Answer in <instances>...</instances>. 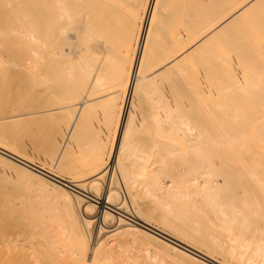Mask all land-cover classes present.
<instances>
[{
    "label": "bare ground",
    "instance_id": "1",
    "mask_svg": "<svg viewBox=\"0 0 264 264\" xmlns=\"http://www.w3.org/2000/svg\"><path fill=\"white\" fill-rule=\"evenodd\" d=\"M161 1L0 0V95L14 90L16 77L24 84L27 106L26 112L0 115V138L4 136L3 128L7 125L19 127L18 125L28 121L32 123L50 111H72L71 119L66 124L60 140L53 144L52 149H56L55 154L53 150L54 159L45 149V143L41 142L43 145L38 143L35 148L34 145L30 148V144L24 143L28 137L22 139L20 135L12 136L10 146L0 144V154H10L13 161L25 168H28V164L34 166L31 168L34 173L25 170L21 172L36 181L38 188L51 192L52 196L48 193L51 201L62 209L77 254L73 259L74 264H110L115 252L113 253V248H107L105 241L126 232L136 234L147 242L157 243L158 247L162 245L161 248L171 249L172 252L199 264L205 263L188 253L189 251L178 243L200 253L186 242L198 244L194 237L201 235L203 231L207 232L206 239H202L203 242L199 244L210 252L213 247L222 250L220 241L211 234L224 232L228 235L227 240L234 244H230L224 251L227 255L224 252L222 255L231 258L230 254L234 256L233 251L237 247V253H234L236 258L238 254L243 255L245 250H249L250 255L258 258L264 257V226L252 221L250 213L252 208L260 209L264 204L257 200L250 202L240 196L231 181L234 175L231 169L236 171L242 168L244 175L264 199V77L258 75L252 77V82H246L247 79L240 76L249 68L247 65L250 61L248 62L249 59L244 58L245 56L251 53L250 57L253 55L256 61L264 58V0H217L213 10L214 13L217 9L214 20L201 29L198 37L190 39L187 35L179 36L175 40L179 48L166 53L159 64L149 68L158 53L154 28L157 23L156 16L159 17L157 8L162 9V5H159ZM246 22L252 23L243 29L244 35L250 40H246L248 44L245 45L237 40L239 43L237 42V47L234 44V59L228 46H232L230 41L233 35L242 33L241 25L238 24ZM217 39L220 53L215 64L211 65V70L215 68L213 74L216 82L226 86L229 93L233 91L236 95L245 96L247 102L256 107L257 114L253 115L254 121L243 125L245 129H240L239 132H227L225 125H218L216 122L217 133L196 136L192 131L190 133L193 127H189V121L177 110L176 103H179L180 96L186 90L180 88V94L174 95L169 90L164 91V88L158 87L161 80H157L161 76L178 72L189 60L197 59L199 53ZM243 50L249 54H244ZM193 63L190 77L185 78L186 97L202 102L205 70L200 63ZM207 69H210L209 66ZM176 86L175 84L174 87ZM120 98L122 99L118 113L115 116L111 113L115 119L114 132L117 137L120 135L115 168H120L119 176H122L121 184L124 190H127L125 194H128V205L137 217L134 225L128 223L130 220L126 216L127 213L111 205L108 188L105 187L103 198H98L99 207L93 204L94 195L86 192L84 195L77 191L76 197L83 201L89 199L84 204L90 206L89 210L86 207V211L83 205L78 206L71 193L74 191L72 183L64 181L50 170L46 171L34 165V161L42 155L45 161L51 158L54 161L53 167L56 168L64 159L66 147L77 133L81 124L79 122H82L87 107L99 105L102 106L104 115L105 112L115 113V105ZM135 101V105L140 101L142 106L149 108L148 113L155 131H158L159 137L166 139L159 145L162 151H156L155 144H151L148 151H142L139 149L141 146L131 143L134 135L132 119ZM231 103L228 98H222L217 105L220 106L219 109L222 107L232 120L237 121L240 108L236 103ZM46 107L51 108L45 109ZM237 123L239 128V122ZM19 133L21 134L22 130L18 131ZM33 138L38 140L34 136ZM51 143L49 141V144ZM98 145L90 149L87 158L97 154L100 150ZM118 154L124 158L132 156L135 161H119ZM174 164L184 167V171L178 176V182L174 180V176H170ZM222 169H230V172ZM106 173L107 167L102 168L92 174L87 183H102ZM144 176L146 183L134 185L138 182L137 179ZM95 189L97 192L98 186ZM226 191L231 192L235 203L226 199ZM46 197H41L43 202L48 198ZM146 198H149V201H144ZM6 207L3 206L5 209L2 213L9 222L15 219L16 210L10 208L11 206ZM113 219L118 227L106 231L107 222ZM94 221L97 227L94 232L100 235L106 231L103 237L107 238L101 239L100 243L99 240L90 241V228ZM152 221L171 230L177 239L152 226ZM49 226L46 228L48 231ZM17 227L18 221L17 226L5 225L0 232V246L6 253L10 254L13 250L19 253L18 249L24 248V242L16 232L21 228L20 224ZM158 233L165 234L172 240ZM145 253V258H150V249L146 248ZM202 255L211 259V256ZM240 257L238 261L241 260ZM245 260H249V257ZM17 262L23 264L21 260ZM243 263L241 261V264ZM47 264H50V261Z\"/></svg>",
    "mask_w": 264,
    "mask_h": 264
},
{
    "label": "rangeland",
    "instance_id": "2",
    "mask_svg": "<svg viewBox=\"0 0 264 264\" xmlns=\"http://www.w3.org/2000/svg\"><path fill=\"white\" fill-rule=\"evenodd\" d=\"M216 1L217 0H162L161 3L159 4L160 6L162 5L161 6L162 9H160L159 7L157 8L159 17L156 16L157 23H156V27L154 28L156 30L154 32L155 46L158 53L156 54L155 60H153V63L152 65H150L149 68H152L157 64H159L160 61L163 60L162 57L166 55V53L179 48V46H177V43L175 41L176 38H178L179 36L181 37L182 35H187L190 39H196L201 29L205 27L207 24H209L212 20H214V15L215 13L217 14V9L213 13V10L215 9ZM159 9L161 11H159ZM251 24L252 23L249 22H246L245 24H238L241 25L240 28L242 30V33H238L236 34V36L233 35V38L230 41L232 46H228L229 47L228 50L231 51L232 58L234 59L236 58V48L234 44H236L237 47L238 41H240V43L242 42L243 43V44L241 43L242 45H245L247 41L249 42L250 39L248 40L247 37L244 35L243 29H245L244 28L245 26L248 27V25ZM218 43H219V39L215 40L212 44H210L209 45L210 47L207 46L202 53H199V55L196 57L197 59L194 58L195 59L194 60L192 58L191 60H189L187 62V65L184 66L182 69H179L178 72H172L170 73L171 75L168 74L165 76H161L157 80L159 82L161 80V82L158 84V87L161 86L162 88H164V91L169 90L170 92L174 93V95L180 94V90H181L180 88L186 90L180 96L179 103H176L178 107L177 110L180 112V114L183 116L184 119H187L189 121L187 122L190 124L189 127L190 128L193 127L192 129H194V130L191 129L190 133L192 131L193 132L192 134L196 136H199L200 134L203 133L207 135L208 134L212 135L217 133L218 129L216 122L218 123V125L219 124L225 125L227 132L228 131L239 132L240 129L241 130L245 129L244 128L245 126L243 127V125H247L253 122L254 121L253 115L257 114L256 107H254L249 102H247L248 100L245 96H241L240 94L236 95L235 93H232L233 92L232 90H231L232 92H230L232 94H230L229 91L227 92L226 86H223V84H219L216 82L214 77L215 72L213 71L215 68L213 67L214 69L212 68L211 70V67L217 61L218 54L220 53V48H218ZM244 54H247L246 51H244ZM250 54L244 57V58L247 57L249 59L247 60L248 62L250 61L249 64L247 62L246 63L248 64L247 67H249L250 69L246 68L245 70H247V72L240 75L245 80L247 79L246 82H252L253 79L252 77L255 76L257 77L258 75L264 77V58H261L259 61H256V59L253 58V55L250 57ZM262 56H264V53ZM193 61L196 62L197 64L200 63L201 67L205 70V75H204L205 78L203 85L204 96L202 102L193 101L191 99H187L188 97H186L187 85L185 83V78H189L191 75V72L193 70L191 65L194 64ZM208 66L210 69H207ZM217 72H219V69ZM19 77L21 78V76ZM15 79L16 80L14 81L13 84L14 90L12 89L13 91H11V93L10 92L6 93V95L5 94L0 95V115L2 116H4V114L7 115V113H11V112H21V111L26 112L27 106H25L26 92L23 90L24 84L22 82H19V80H17L18 78L15 77ZM16 81H18L21 85L18 84V82ZM175 84L177 85L176 87H174ZM169 91L168 93H170ZM8 97L9 99H7ZM222 98H228L229 101H231L232 103H236V106L240 108V111L238 113L239 118L237 119V121H235L236 119L232 120V118H230V116L223 111L222 107L220 108L221 110L218 108L220 106H218L217 103ZM121 99L122 98L118 99L117 105H115V107L117 106L115 108L116 110H114L115 113L112 111L109 112L110 114L108 112H105L104 115L103 113L104 110L102 106L99 105H91L90 108L87 107V110L85 111L86 113H84V116L82 118V122L81 120L79 122L81 124H79L80 126L78 128L77 133L71 139L70 143L66 147L67 152L66 155L64 156V159H62V161L58 164L56 168L53 167L54 161H52L51 158L50 160L47 159V161H45L42 155L41 157L39 156L40 158L38 157L39 159L34 161V165L43 168L46 171L50 170V172L54 173L64 181L66 182L69 181L70 183H72V185H74L75 187L73 186L74 191L71 190L70 191L74 195V198L78 203V206L81 207V205H83L85 210L86 207L88 210L90 208V206L84 205L85 201L89 199L86 198L83 201L82 199L76 197L75 195L77 191L82 192V194L84 193V195H86L85 192L88 193L89 195L92 196L94 195V197L91 196L92 200L94 201V203L93 201L92 203L94 204V206L99 207L98 205L100 203L99 199L103 198L105 187L108 188V190H110L109 199H110V203H112L111 205H113L114 208L120 209L121 212L127 213L128 215L126 216L130 220V221L127 220L128 223L134 225V223L137 222V217L134 215V213L132 212L131 208L128 205L129 204L128 194H125L127 193V190L126 189L124 190V187L122 186L123 184L121 178L122 176L121 177L119 176L120 168L119 167L115 168L117 167L115 165V161L117 157L115 158V156H117V151H118L117 146L120 135L119 137H117L114 132L115 119L112 118L113 117L112 114H114L115 116V114L118 113L117 109L119 110ZM3 101L5 104L3 103ZM139 103L140 106H138ZM16 104L18 105L16 106ZM135 104H137V101L133 102V105L135 106L133 107L135 108L134 109L135 113L132 119V127H133L134 135L130 140L131 143L133 142L132 144L138 147L141 146L139 147V149H141L142 151L143 150L148 151L151 147V144L152 145L155 144L156 151L158 152L162 151V148L159 145L161 144L162 141H166V139L159 137L158 131L157 132L155 131L156 129L152 124L153 122L152 118L148 113L149 108L144 107V105L142 106L140 101L138 102V105ZM171 105L174 106L175 103H171ZM50 108L51 107H46L45 109H50ZM71 112L72 111L66 109L64 111L63 110L54 111V112L50 111L40 116L36 120L32 121V123L28 121L25 124L18 125L19 127L13 125H7L3 128L4 136L0 138V144L1 145L6 144L7 146L12 145L11 144L12 142L10 141V139L12 140V136L20 135L22 136V139L28 137V140L24 141V143L30 144L29 147L34 145V148L38 145V143L41 145L45 143V146L47 145L45 149H47L50 152V156H52V158L54 159V155H53L54 149H52L53 144L55 145L57 141L60 140L66 124L71 119L72 116ZM240 119L242 122L240 121ZM237 122H239L240 125L239 128L237 127L238 126ZM241 126L243 127V129ZM20 130H22V133L18 134V131ZM33 136L38 140H35ZM39 139H41L42 141H39ZM199 140L200 139H198V141ZM49 141L52 142L51 143L52 145L49 144ZM41 142H43V144ZM96 143H99L100 145ZM95 145H98L100 150L97 152L95 156L87 158L86 156L91 152L90 149ZM55 150H54V154H55ZM2 153L5 155L0 154V157H2L0 158V197H1L0 198L1 200L0 232H2L1 230L5 225L10 226L11 224H14L15 226H17V221H18V227L20 224L21 228L17 227L18 230L16 232L18 235H20L21 237L20 240L24 242L23 244L24 248H20V250L18 249L19 253L17 252V250H13L11 252L12 254L11 253L9 254L3 250L2 246H0V264H6V262H8L7 264H13V263L21 264L17 262L19 260H21V262L24 260L22 262L23 264H25L24 262L27 261L30 262L29 264H42V263L47 264V262L49 263V261L50 264H55V263L74 264L75 262L73 261V259L76 258L75 256H77V254L75 253V248L72 242L73 237L71 238L72 235L71 233H69L68 226L66 225L63 216L62 209L59 208L57 205H55V202L51 201V197L48 194V193L51 194V192H44L45 190H42V188L40 187L38 188V184L36 181H34L29 175L27 176L23 174V172H21V170H25L26 172L29 171L30 173L32 172L34 173V171H32L31 169L34 168L33 165L28 164V168H25L21 164H18L15 161H13L10 158L11 156L10 154L7 155L8 153L5 152ZM119 156H121V154L120 155L118 154V160L120 161L121 159L122 162L124 159L125 161L127 160L129 163H133L135 161V158H133L132 156H129L128 158H124L123 156H121L120 158ZM124 156H126V154ZM174 165H175L173 167L174 169L171 171L172 175L170 176L172 177L174 176L175 178L174 180L178 182L180 181L178 179V176L182 174V172L184 171V167H181V165H176V164ZM106 167H107V173H106L107 175L105 174V178L102 180V183H98V184L87 183L89 177L92 174L100 171L102 168L105 169ZM223 170H228L230 172V169H222V171ZM231 170L232 173L234 174L233 179L231 178V181L234 184V186L238 189L239 195L248 199L250 202H252L253 200H257L262 204H264L263 197H261L255 185L249 181L248 177L244 175L243 169L240 168L236 171L234 169ZM137 180L138 182L134 184L136 186L143 185L144 183L147 182L145 176ZM96 186H98L99 188L97 189V192L94 191ZM42 196H47L48 198L46 197L47 199L43 202L41 199ZM226 199L229 202L235 203L234 197L229 191H226ZM145 200L149 201V198L144 199V201ZM3 206L4 207L7 206L8 208L11 206L10 208L12 207L15 208L16 210L15 219H17V221H14L15 219L10 220L9 222L6 221L5 216L3 214L4 213L3 210L5 209L3 208ZM1 208L3 209L1 210ZM263 208L264 207H261L260 209L252 208L250 210L251 220L254 221L255 223H258V225L260 226L261 225L264 226ZM84 215L85 214L83 213V216ZM94 219L96 220V218ZM92 225L93 226L90 228V237H91L90 241L95 242V240H99V243L105 238H107V237L105 238L103 237L106 231L115 230L118 227V225L115 224L114 219L113 221H108L105 228L106 231L102 232L99 235L97 234V232H94L95 230H97L96 222L94 221ZM151 225L158 228L163 233H166L169 236L176 238L171 232V230H169L168 228L161 227L157 223H154L153 221L151 222ZM48 226L50 231L46 229L48 228ZM203 227L204 225L202 226V228ZM64 228H66L65 231ZM44 229L45 232H43ZM47 232L49 235L47 234ZM158 234H160V236L164 238L172 240L165 234L164 235L161 233ZM206 235L207 232L204 231L199 236L195 235L194 237L195 241L197 240L199 243L201 241L203 242L202 239H206L205 238ZM211 235L214 238L218 239V241H220V243L222 244V250H218L217 247H213L211 248L212 251L210 252L209 250H207V248L201 247L199 243L197 244L195 242L194 243L192 242L191 244L189 242H186L191 247L196 248L197 251L199 250V252L201 253L200 254L186 245H182L178 242L177 243L180 246H182V248H185L187 251H189L188 253L192 254L199 261L201 262L204 261L203 263L205 264H241V261L242 263L243 262L245 263L246 261L247 264H264V257L258 258L254 255H250V252H248L249 250L248 251L245 250V253L243 252L244 251L243 250L242 251L243 255L241 254L242 257H240L241 256L240 254H238L237 255L238 257L236 258L234 253L235 252L237 253V251L235 250L237 249V247L236 248L234 247L235 249L233 251L234 252L233 255L235 256V258H232L234 257L232 256V254H230L231 258H229L230 256L226 257L225 255L227 254L224 251H226V249L230 244L232 245L234 243H232L231 241L229 242L227 240L228 235L224 232L211 234ZM25 242H27L28 244H26ZM105 242L108 244L107 248L109 247L111 249L113 248L112 251L113 253L115 252V254H113L115 256L114 258H112V262L110 264L112 263L113 264H199L198 262L191 261L186 256L183 257L179 253H175L174 251L172 252L171 249L166 248L167 249L166 250L164 249L165 247L161 248L162 245L158 247L157 243H153L150 241L147 242V240L140 238L136 234H132L128 232H126V234L117 235L113 238H107ZM105 242L103 243L106 245ZM146 248L150 249L151 251L150 258H145ZM40 252L44 255H42ZM57 252L59 253V255ZM223 252L225 255H222ZM239 252H240V248H239ZM202 254L211 256L210 257L211 259L207 258L206 256H203ZM239 257L241 258V260L238 261ZM247 257H249V260H245L247 259Z\"/></svg>",
    "mask_w": 264,
    "mask_h": 264
}]
</instances>
